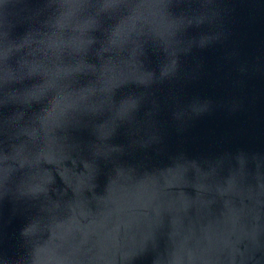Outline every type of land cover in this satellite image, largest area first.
<instances>
[{
  "label": "water",
  "instance_id": "obj_1",
  "mask_svg": "<svg viewBox=\"0 0 264 264\" xmlns=\"http://www.w3.org/2000/svg\"><path fill=\"white\" fill-rule=\"evenodd\" d=\"M0 264H264V0H0Z\"/></svg>",
  "mask_w": 264,
  "mask_h": 264
}]
</instances>
